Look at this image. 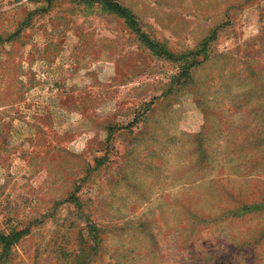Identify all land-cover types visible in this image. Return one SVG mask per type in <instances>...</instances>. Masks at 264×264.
<instances>
[{"label":"rangeland","instance_id":"1","mask_svg":"<svg viewBox=\"0 0 264 264\" xmlns=\"http://www.w3.org/2000/svg\"><path fill=\"white\" fill-rule=\"evenodd\" d=\"M21 229L0 264H264V0H0Z\"/></svg>","mask_w":264,"mask_h":264},{"label":"trees","instance_id":"2","mask_svg":"<svg viewBox=\"0 0 264 264\" xmlns=\"http://www.w3.org/2000/svg\"><path fill=\"white\" fill-rule=\"evenodd\" d=\"M108 4L114 11L118 12L119 14L125 16V18L130 20L131 23L137 24L133 14H131L128 9L120 6L118 3L115 2H109ZM24 233L25 231L21 229L17 231L14 230L12 233L8 235L0 234V240L5 246L4 251L6 252V249H10V246L16 241H18L20 237L24 235Z\"/></svg>","mask_w":264,"mask_h":264}]
</instances>
